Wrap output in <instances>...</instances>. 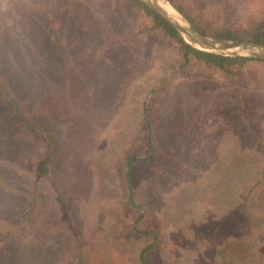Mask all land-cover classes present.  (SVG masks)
I'll list each match as a JSON object with an SVG mask.
<instances>
[{
	"label": "rangeland",
	"instance_id": "rangeland-1",
	"mask_svg": "<svg viewBox=\"0 0 264 264\" xmlns=\"http://www.w3.org/2000/svg\"><path fill=\"white\" fill-rule=\"evenodd\" d=\"M227 2L232 20L264 7ZM86 6L45 31L16 17L0 32L18 104L0 96V264H137L152 236L130 230L119 172L145 113L161 164L134 174L155 220L148 264H264V85L180 68L130 6Z\"/></svg>",
	"mask_w": 264,
	"mask_h": 264
},
{
	"label": "trees",
	"instance_id": "trees-1",
	"mask_svg": "<svg viewBox=\"0 0 264 264\" xmlns=\"http://www.w3.org/2000/svg\"><path fill=\"white\" fill-rule=\"evenodd\" d=\"M192 26L202 34L224 40H253L264 43V7L257 13H250L241 20H232V12L227 0H166ZM87 0H0V32L12 34L7 24L9 18L27 19L38 29L59 19V13L72 15L80 20L87 12ZM121 8L130 6L138 16L148 19L144 24L150 39L176 59L180 68L192 67L205 78L223 76L231 81L236 89L252 85H264V61L251 57L224 56L198 50L185 43L180 35L161 17L135 0H115ZM111 4V2H110ZM140 17V18H141ZM0 80L2 101L10 103L9 113L18 109V104ZM239 94V92H237ZM13 106V107H12ZM156 119L145 113L143 131L138 141V151L123 158V168L119 172L124 190L121 208L131 219L130 230L135 234L152 236V241L142 247L137 254V264H148L147 253L154 247L156 239L154 219L136 201V179L139 172L149 178L161 167L159 156L154 148ZM136 172V173H135ZM140 176V174H139Z\"/></svg>",
	"mask_w": 264,
	"mask_h": 264
},
{
	"label": "water",
	"instance_id": "water-1",
	"mask_svg": "<svg viewBox=\"0 0 264 264\" xmlns=\"http://www.w3.org/2000/svg\"><path fill=\"white\" fill-rule=\"evenodd\" d=\"M161 17L170 25L190 46L206 52L224 56L251 57L264 61V43L253 40H224L206 36L192 26L180 13H178L166 0H135ZM161 3L171 6L179 16L176 19L170 16Z\"/></svg>",
	"mask_w": 264,
	"mask_h": 264
},
{
	"label": "bare ground",
	"instance_id": "bare-ground-1",
	"mask_svg": "<svg viewBox=\"0 0 264 264\" xmlns=\"http://www.w3.org/2000/svg\"><path fill=\"white\" fill-rule=\"evenodd\" d=\"M162 7L165 9V11L172 17L176 18V19H179V16L178 14L176 13V11L171 7L169 6L168 4H164V3H161Z\"/></svg>",
	"mask_w": 264,
	"mask_h": 264
}]
</instances>
